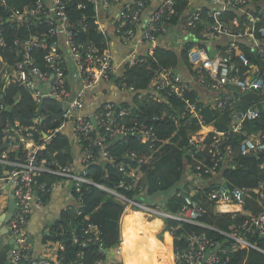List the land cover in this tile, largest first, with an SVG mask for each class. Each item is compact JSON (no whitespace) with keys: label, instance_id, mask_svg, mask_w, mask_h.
<instances>
[{"label":"built area","instance_id":"1","mask_svg":"<svg viewBox=\"0 0 264 264\" xmlns=\"http://www.w3.org/2000/svg\"><path fill=\"white\" fill-rule=\"evenodd\" d=\"M181 0H36L34 5L19 8L11 5L8 0H0V76L6 82L14 80L24 86L37 101L43 103L45 98H54L62 108V122L56 129L47 132L43 131L40 142L35 140L34 134L38 130L37 124L42 120V111L34 119V125L24 127L18 121L11 125L8 133L7 148L0 155V163L5 168L0 175V191H14L17 208L8 221L10 237L16 239L15 245L10 249L9 258L11 264L26 263L30 243L27 235V223L34 209H41L45 204V197L50 192L45 184L39 183L42 173L55 174L62 179H68L76 190H81L84 182L93 183L95 186L106 192H113L116 196L128 201L134 208L137 207L145 213L160 215L164 218L173 219L182 223H191L213 229L203 223L201 218L205 213L202 206V199L195 200L194 196L200 193L201 188L194 186L190 193L177 191L176 195L184 199L180 211L169 212L162 215L155 204L140 203L119 194L112 188L100 183H95L89 179L88 167L97 160L96 149H101L102 156L112 161L114 157L106 150V138L120 139L127 135H137L143 142L150 143V147L155 146L158 135L152 125L147 122L135 120L129 121L128 111L122 105L111 102L103 103L94 115L97 127L90 116L85 113L86 98L96 91L102 81L115 79L116 66L114 63L113 51L109 47L100 50L95 43L80 41L81 31H86L88 24L83 22L87 18L86 13L76 21H71L68 11L72 5L77 9H84L90 3L98 14V9H110L115 4L120 5L119 19L113 24L116 25V36L131 41L136 36V29L140 26V41L154 45L160 36L166 33L173 19L178 17L177 6ZM207 5L191 10L188 25L196 28L202 25L203 43L205 46H192L188 51V60L192 71L196 72L201 82L192 76V80L173 66L161 67L154 70L153 78L148 91L151 97L158 101L177 96L185 104L178 113L185 119L186 124H195L197 129L187 133L190 144L200 143L204 140L202 130H207L206 118L198 105L187 98V92L194 87L193 81L202 88L212 92L213 98L218 99L221 94L228 93V87H234L240 92L247 90L261 91L264 94V79L251 72V69L241 73L240 69L232 64L231 56L233 49L238 43L228 42L224 47V54L217 49L216 43L222 37L233 39H245L252 44L257 54L264 59V26L257 28L256 23L264 18V0H204ZM207 7L212 13L208 17H203L202 10ZM251 7V9H248ZM203 8V9H202ZM259 8L258 13L253 11ZM202 9V10H201ZM227 10L235 11L240 18L231 21L221 20ZM208 18H213L208 21ZM98 20V17H97ZM99 22V20H98ZM99 28H101L99 23ZM103 30V29H102ZM104 31V30H103ZM12 35V40L7 39V35ZM10 49L8 54L13 56V60H8L2 51ZM155 49V46H154ZM213 49L215 52L212 53ZM152 52V51H150ZM210 53L214 55L211 57ZM7 54V52H6ZM240 60L246 65H250L247 56L241 52ZM141 56H134L128 62L130 65L141 62ZM206 74H205V73ZM251 72V73H250ZM202 73L204 76H202ZM216 77L212 81L211 77ZM120 88L129 92L137 93L134 87L120 84ZM204 90V89H203ZM164 93L165 96H162ZM225 98H229L226 96ZM2 107H4L2 105ZM264 110V102L259 106L255 104L247 110L231 112L229 131L223 132L214 129V137L208 147L210 156V166L199 163L196 171L188 169L192 178H201V170L205 173L217 174L219 168L226 162V155L232 151L230 145L223 146L222 141L233 133H240L243 138L240 142V149L243 154L254 153L264 157V130L250 134L247 132L246 121L259 118ZM188 115V117H187ZM177 114L173 113L169 117L177 119ZM10 123L7 124L9 126ZM72 125L74 140L83 147V154L80 162L85 166L82 172L74 170L73 163L61 165L54 159L37 160V151L29 147L19 150L21 142H33L32 145L43 146L47 149L52 137L57 132H62L66 126ZM46 135V137H44ZM165 142V141H163ZM14 150L11 151L10 148ZM14 151L24 152L23 156L11 157ZM120 170L124 175L133 176L134 169L126 170L124 162L120 163ZM7 168V169H6ZM206 181V180H203ZM209 183V182H208ZM121 185H124L122 183ZM220 187H213L205 195L214 204L221 202L237 203L244 205L250 193L255 192L254 188L235 187L229 190L221 183ZM10 187V188H8ZM142 190V189H140ZM8 193V192H7ZM261 197L264 191L256 190ZM74 194V193H73ZM74 198L76 196L74 195ZM78 203L81 204L79 199ZM263 210L259 213H251L239 225H233V231L223 233L228 242H221L215 238L201 233H189L182 228L180 233L175 230L169 233L170 242L175 245L176 264H233L234 257L230 253L241 249H256L264 254V248L259 246L255 240L264 237V203L261 202ZM158 207V208H157ZM7 204L0 205V216L6 212ZM71 224V221H70ZM85 233L89 236L87 240L101 239V231L87 225ZM182 244H176L180 243ZM86 244V240L83 242ZM101 246H104L101 243ZM63 248V246H62ZM106 251L105 247H102ZM118 252H121L119 246ZM52 260L41 258L32 259V264H53ZM56 264L60 262L55 261ZM97 264H109L104 258H100ZM236 264H249L247 258Z\"/></svg>","mask_w":264,"mask_h":264},{"label":"trees","instance_id":"2","mask_svg":"<svg viewBox=\"0 0 264 264\" xmlns=\"http://www.w3.org/2000/svg\"><path fill=\"white\" fill-rule=\"evenodd\" d=\"M35 1L8 0L11 5L21 9L34 5ZM190 7H192V0H181L177 6L179 15L173 19L172 23L185 16L187 9ZM258 10L259 8H256L253 12L258 13ZM202 12V18L208 17L212 13L207 7ZM84 13H86L87 18L83 19V22L88 24V28L86 31H81L79 40L93 42L100 50H103L107 47V39L111 36H116V25H112L104 29V31L100 29L97 20L98 14L90 3L84 9H77L75 5H72L68 11L69 18L73 22L77 18H81ZM235 18H240V16L233 10H227L221 16L223 21H231ZM212 20L213 18H208V21ZM262 26H264V18H261L256 23L257 28ZM189 30L193 32L194 37L180 50L169 47L155 48L152 52L141 56L144 59L143 61L133 65L126 63L123 66V73L118 79L115 78L118 84H125L136 89L137 94L133 102L131 104H123L122 108L128 111L126 115L129 116L130 122H134L137 119L154 127L158 135L155 146L153 148L150 147V143L143 142L135 134L127 135L120 139L106 138V150L114 157V160L101 159L102 157L100 158V153L97 151V160L90 164V174L88 175L93 182L104 184L119 194L140 203L156 200L158 202L154 203V206H164L165 210L173 213L180 211L184 202V199L178 197L176 192L187 190L188 185L194 186L192 179L186 178V168L196 171L199 163L210 166L208 147L214 137L213 130L216 128L223 132L229 131L231 112L245 111L255 104L260 106L264 102V94L261 91L247 90L246 92H240L236 88L229 86L228 93L221 94L218 99L216 97L205 99L199 93V90L191 86V89L186 94L187 98L200 107L206 118L208 129L202 130L205 136L202 142L190 144L187 139V133L195 131L197 127L193 123L191 125L186 124L185 119L178 113L183 104H185L184 101L177 96L165 97L166 99L158 101L151 97L149 93H141L150 89L154 70L161 67L173 66L185 74L189 71L198 82H201L198 74L190 68L188 51L196 43H199L200 46H205L206 43L202 41L204 40L202 25L198 24L196 28L189 26ZM7 39L9 41L12 40L11 33L7 35ZM224 46L219 38L216 48L223 50L225 49ZM9 50L6 49L5 52H2L7 56L8 60L12 61L14 58L11 54H8ZM241 52L249 59V66H246L240 60L239 54ZM231 62L240 69L241 73L248 68L253 69L264 79V59L257 54L252 45L239 42L233 49ZM202 76H204L203 73ZM210 79L214 82L216 81V77L212 76ZM161 95L165 96L164 93H161ZM226 96L229 98H225ZM41 111L43 118L37 124L38 130L34 134L37 142L41 141L43 131L47 132L51 129H56L62 122L63 108L54 98H45ZM39 112L40 102H37L24 86L12 79L10 82H6L0 76V155L7 148L8 133L11 130V125L18 121L24 127H31L34 125V117ZM173 113L178 115L177 119L173 120L169 117ZM8 123H10L9 126H7ZM246 128L250 134L264 130V110L259 118L246 121ZM56 134V136L52 137L47 149L37 151V160L54 159L63 166L73 163L72 142L64 133L57 132ZM242 138L243 135L240 133H233L229 139L225 138L222 141L223 146L230 145L232 151L229 154L227 153L226 162L219 168L217 174L205 173L204 170L200 171L202 179L206 181H202L199 184L206 185V187L201 188L200 193L194 196V199H202L205 213L201 221L213 229L165 218L167 221L166 233L168 234L166 236L163 235L164 237L161 241L156 237L161 243L165 241L163 243L165 246H169V233L173 230L176 233H180L182 228L189 233H204L221 242H228V238L223 233L232 232L233 225H239L251 213H259L263 210L261 202L264 203V196L261 197L255 192L250 193V197L246 199L243 205V210L235 214L214 213L211 206L214 205V202L208 200L206 196L200 198L201 195H205L213 187L222 186L218 178H223L227 182L229 190L239 187L259 188L264 191V157L254 153L243 154L240 149ZM10 155L14 158L23 156L24 152L14 151ZM121 162H124L127 171L130 169L137 170L135 174L133 176L124 175L120 170ZM4 171L5 168L0 163V175ZM196 172L198 173V171ZM61 180L62 177L46 172L39 177V183L45 184L46 188H50L53 183ZM122 183L124 185H121ZM73 193L81 201V204L74 209L75 211H67L65 220L56 224L53 235L59 242L63 243V248L58 249L56 261L60 262V264H97L100 258H104L109 264H120L114 255L112 257H109V255L110 253L113 254L116 247L120 244L122 236L121 217L123 214L127 216L131 208L140 209L134 208L128 201L100 189L93 183H82L79 192L73 184ZM70 221L71 224L69 223ZM124 221L125 223L128 222L130 228L129 231L124 233L123 241L127 234L132 239H134V235L140 234V236L147 239L146 245H138L140 251L147 260L154 259L157 253L156 249L162 247V244L156 241L155 235L163 230V223L140 211L130 214ZM89 224L101 231L100 240H96L93 237H91L92 240H87L89 235L85 233V229H87ZM76 237L77 240L75 241ZM56 238L54 239L56 240ZM85 240L86 244H83ZM255 240L259 246L264 248V237H258ZM101 243L104 246H101ZM176 244H182V242ZM102 247H105L106 251ZM170 251L176 252L175 245L170 244ZM230 255L234 257L233 264L240 263L243 258H247L249 264H264V254L253 248L241 249L230 253ZM164 257V264L169 263L170 259L165 255ZM125 259L127 260V258ZM52 263L56 264L55 261ZM153 264H158L156 259H154Z\"/></svg>","mask_w":264,"mask_h":264},{"label":"crops","instance_id":"3","mask_svg":"<svg viewBox=\"0 0 264 264\" xmlns=\"http://www.w3.org/2000/svg\"><path fill=\"white\" fill-rule=\"evenodd\" d=\"M207 5L204 0H192V8L195 9L197 7H203ZM192 8H188L186 11L185 16H182L180 19L175 20L171 25L168 26L166 33L163 34L158 38V40L152 44L144 43L140 41L139 34H140V26L136 29V36L131 41H127L122 39L118 36H111L109 41V47L113 51L114 55V63L116 66V75L115 78L118 77L123 73V66L128 63L132 57L134 56H143L148 54L150 51L154 50L158 47H169L173 49L180 50L188 41H190L194 36L193 32L189 30L188 25V16L191 13ZM119 12H120V5L115 4L112 8L106 10L103 8L98 9V20L100 23L101 28L107 29L108 27L112 26L118 19H119ZM222 40V38H221ZM212 53L214 52L213 49ZM188 71V70H187ZM189 72V71H188ZM113 79L111 81H102L98 85L96 91L92 94H89L86 98V109L85 113L87 115H95L99 107L106 102H111L114 104L123 105L125 103L131 104L134 100L135 93L123 90L120 88V84L117 83V80ZM199 87V86H198ZM201 88L199 93L205 97V99H209L213 97L211 94L212 92L208 91L205 88ZM204 89V90H203ZM64 133L73 145L72 150V157L74 170L76 172H82L85 166L80 162V158L83 154V147L81 144H78L74 140V132L73 126L69 125L63 130ZM46 137V135H44ZM33 142H21V146L19 150H25L30 146L32 149L40 150L43 149V146H36V144L32 145ZM11 151L14 150L13 147L10 148ZM255 192L258 191L259 188H254ZM7 193V195H12L10 191H3ZM158 201L149 202L154 204ZM79 205L78 200L74 198L73 194V183L68 179H62L55 183L48 193L46 197L45 204L41 209H34L33 213L31 214L28 223H27V235L28 241L30 243V253L28 257L30 259H41L46 258L52 261H56L58 258V249H62L63 243L59 242L56 237H54V229L56 224L59 222H63L65 220V213L67 211H75L74 209L77 208ZM159 206V205H158ZM212 206V211L214 213H238L243 210V205L237 203H227L223 206L222 203L214 204ZM160 208L162 206H159ZM7 209V208H6ZM142 211V210H134L130 209V214L134 212ZM145 212V211H143ZM124 214L121 217V240L119 244V248L121 249L120 253H117V248L115 249L114 253L109 255V257H119L122 264H153L154 259H149L145 257V255L140 251L139 246L146 245V241L142 240V236L140 234L134 235V239L132 237L127 236L124 238L125 242L123 241V226L125 224V218L127 217ZM151 218H157L158 216L149 215ZM163 217V216H162ZM159 218V217H158ZM161 219V218H160ZM158 220V219H157ZM70 223V222H69ZM163 223V222H162ZM164 225V223L162 224ZM8 226V224H7ZM159 233V232H158ZM156 233L155 239L156 241H161L158 237L161 232L158 234ZM164 235V234H163ZM162 235V237H163ZM139 236V237H137ZM159 239H157V238ZM56 238V240L54 239ZM11 239L10 233L5 235L4 237V245L0 248V264H11L9 253L10 248H8V240ZM170 239V238H169ZM77 238H75V241ZM159 241V242H160ZM143 242V244H139ZM170 242V241H169ZM161 243V242H160ZM162 247L156 249V257L158 264H164V255L169 258L167 252H171L168 246H165L163 243ZM171 244V243H170ZM139 245V246H138ZM122 255V256H121ZM127 258V260L125 259ZM161 258H163L161 260ZM170 259V258H169ZM170 264H173L171 259L169 260ZM167 262V264H169ZM25 264V263H23Z\"/></svg>","mask_w":264,"mask_h":264},{"label":"water","instance_id":"4","mask_svg":"<svg viewBox=\"0 0 264 264\" xmlns=\"http://www.w3.org/2000/svg\"><path fill=\"white\" fill-rule=\"evenodd\" d=\"M248 9H251V7H248ZM221 41H222V45H226L228 42H231V41H235L236 43L245 42L247 44L252 45L250 42H248L245 39H233L231 37H222ZM201 44H203V43H201ZM214 47H216V46H214ZM186 75L189 77L190 80H192V76L189 75V73H186ZM193 85L197 90L201 91V88L198 87V85L194 81H193ZM42 106H43V103L40 104V112H41ZM91 120L93 121L94 125L97 126V121H96V118L94 115L91 116ZM223 184L225 186L228 185L227 182H223ZM195 186L198 188L206 187V185H195ZM8 188H10V187H8ZM11 193H12V195L10 196V199L8 201L6 212L0 216V248L5 243V241H4L5 235H7L9 233V228L7 226V223L9 221V219L12 217L13 212L17 208V203H16L14 191L12 190ZM15 242H16V239L11 237V239H9L7 242L8 248L15 245ZM29 253H30V251H28V254ZM25 264H32V259L27 257V261Z\"/></svg>","mask_w":264,"mask_h":264},{"label":"rangeland","instance_id":"5","mask_svg":"<svg viewBox=\"0 0 264 264\" xmlns=\"http://www.w3.org/2000/svg\"><path fill=\"white\" fill-rule=\"evenodd\" d=\"M195 45H197V44H194L193 46H195ZM220 55L222 54H224V50H222L220 53H219ZM210 55H211V57H214V55L212 54V53H210ZM253 71V69L251 70V72ZM250 72V73H251ZM252 73H255V71H253ZM70 140V139H69ZM192 178L193 176L192 175H190V172H189V170L186 168V178ZM194 178V177H193ZM192 181H193V184L194 185H202V184H199V183H202V181L203 180H201V178H199L198 179V177H195V179H192ZM188 188H187V190H185V191H183V192H185V193H190V192H192L193 190H194V186L192 185H188L187 186ZM109 193H111V194H113V195H115L113 192H109ZM8 193H4L3 191H1V193H0V205L1 204H8V201H9V195H7ZM119 197V196H118ZM121 198V197H120ZM222 204H223V206L224 205H226V203L225 202H221ZM148 204H150V203H148ZM158 208V207H157ZM158 210L160 211V213L162 214V215H165L166 213H169V211H167V210H165V208H164V206H162L161 208H158ZM141 212H143V211H141ZM145 213V212H144ZM147 214H148V212H147ZM149 215H152V214H150L149 213ZM153 216H158L156 219H158L159 221H161V222H163L164 223V227H163V230L161 231V234L163 235L164 234V236H166V234H168V233H166V231H167V221L165 220V218L164 217H162V216H160V215H153ZM161 218V219H160ZM124 227H126L127 229H128V231H129V228H130V226H129V224H128V222H126L125 223V225H124ZM160 232V231H159ZM162 235H160V236H158L160 239H162L163 237H162ZM137 237H139V236H137ZM165 242V241H164ZM163 242V243H164ZM139 244H143V242H140ZM169 249H170V242H169ZM171 254H172V256H173V258H174V263L176 264V257H175V254L173 253V252H171ZM122 256V255H121ZM117 258V260L119 261V263L120 264H122L121 263V260L119 259V257H116Z\"/></svg>","mask_w":264,"mask_h":264},{"label":"bare ground","instance_id":"6","mask_svg":"<svg viewBox=\"0 0 264 264\" xmlns=\"http://www.w3.org/2000/svg\"><path fill=\"white\" fill-rule=\"evenodd\" d=\"M127 231H128V229H127L126 227L123 226V233H126ZM123 236H124V235H123ZM142 237H143V236H142ZM142 240H143V241H146V238L143 237ZM169 241H170V239H169ZM124 243H126L125 240H124ZM170 243H171V242H170ZM167 255L169 256V258H170L171 261L173 262V261H174V258H173V256H172L171 252L168 251V252H167ZM154 259H155V258H154ZM153 261H154V260H153ZM173 264H175V263L173 262Z\"/></svg>","mask_w":264,"mask_h":264},{"label":"clouds","instance_id":"7","mask_svg":"<svg viewBox=\"0 0 264 264\" xmlns=\"http://www.w3.org/2000/svg\"><path fill=\"white\" fill-rule=\"evenodd\" d=\"M247 70H249V68H248ZM247 70H246V71H247ZM136 94H137V93H136ZM136 94H135V95H136ZM96 127H97V126H96ZM97 151H99V153H100V158L102 157L101 159H104V157L102 156V153H101V149H96V158H97ZM88 169H89V167H88ZM218 181H220L221 183L226 182L223 178H218ZM194 186H195V185H194ZM148 203H149V202H148ZM134 210H135V209H134ZM140 210H141V209H140ZM142 211H143V210H142ZM120 223H121V220H120ZM76 238H77V237H76ZM162 242H163V241H162ZM118 246H119V245H118ZM118 246H117V247H118ZM117 247H116V248H117Z\"/></svg>","mask_w":264,"mask_h":264}]
</instances>
